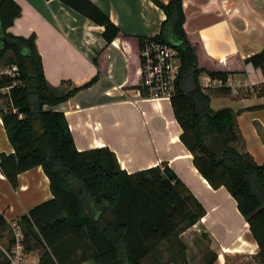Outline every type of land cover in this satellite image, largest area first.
<instances>
[{
  "label": "trees",
  "instance_id": "trees-1",
  "mask_svg": "<svg viewBox=\"0 0 264 264\" xmlns=\"http://www.w3.org/2000/svg\"><path fill=\"white\" fill-rule=\"evenodd\" d=\"M94 24L104 27L111 44L122 31L91 0H61ZM166 15L161 31L139 38V49L152 41L172 45L181 58L180 78L171 105L181 127V142L193 164L214 190L225 188L237 203L259 246L264 264V165L238 149L237 114L231 108L213 110V95L200 77L227 78L230 73L200 68L196 49L185 32L184 0H151ZM22 15L15 0H0V67L17 66L19 77H3V123L15 153L0 155V169L17 188L19 176L41 167L50 181L53 199L24 215L18 224L28 253L40 250L38 264H189L183 235L206 215V209L168 165L129 174L108 147L80 152L63 112L51 108L92 87L63 82L53 87L45 76L36 35L15 36L10 29ZM175 41V42H174ZM178 42V44H176ZM264 76V49L246 60ZM264 97V83L253 86ZM243 96L250 92L242 91ZM16 111V112H15ZM10 224L0 213V245L11 249ZM207 264L217 255L210 253ZM0 264L8 260L0 248Z\"/></svg>",
  "mask_w": 264,
  "mask_h": 264
},
{
  "label": "crops",
  "instance_id": "crops-1",
  "mask_svg": "<svg viewBox=\"0 0 264 264\" xmlns=\"http://www.w3.org/2000/svg\"><path fill=\"white\" fill-rule=\"evenodd\" d=\"M91 1L122 31L111 44L103 38L104 27L61 0H15L22 15L10 32L36 35L51 86L72 82L81 87L97 79L92 87L50 110L65 114L80 152L108 147L129 174L163 165L173 170L207 212L191 228L207 237L204 254L191 258L194 244L186 232L183 235L189 264H207L211 252L217 255L214 264H258L259 246L248 222L229 192L212 189L195 168L193 156L180 140L182 130L171 102H132L140 84L138 39L158 35L165 13L151 0ZM183 4L185 32L200 68L230 73L248 86L264 83V76L246 64L264 49V0H184ZM211 108L233 109L241 136L239 151L264 165V97L215 94ZM4 110L0 99V155H11L15 151L3 123ZM18 182L14 188L0 169V213L9 224L54 198L41 167L21 174ZM35 252L28 253L29 264L39 263V255L30 258Z\"/></svg>",
  "mask_w": 264,
  "mask_h": 264
},
{
  "label": "built area",
  "instance_id": "built-area-1",
  "mask_svg": "<svg viewBox=\"0 0 264 264\" xmlns=\"http://www.w3.org/2000/svg\"><path fill=\"white\" fill-rule=\"evenodd\" d=\"M139 61L140 84L134 90L136 99L131 101L171 102L177 92L180 78L181 58L179 52L170 44L152 41L139 49ZM19 76L17 66L0 67V81L3 77L16 78ZM200 85L206 91L229 89L232 96H240L242 91L255 93L253 86L245 85L243 80L232 76L214 78L209 74H203L200 77ZM9 90L10 88L0 89V95ZM10 231L14 244L11 249L1 248L8 264H29L22 226L18 223H11Z\"/></svg>",
  "mask_w": 264,
  "mask_h": 264
},
{
  "label": "rangeland",
  "instance_id": "rangeland-1",
  "mask_svg": "<svg viewBox=\"0 0 264 264\" xmlns=\"http://www.w3.org/2000/svg\"><path fill=\"white\" fill-rule=\"evenodd\" d=\"M193 229V228H192ZM188 230L186 233L188 234V238L191 240V243H193L194 245L191 247V258H198L199 256H201V254H204L206 252V248H207V243L206 241H208L207 237L205 238V236L200 237L201 235H199V231L196 230ZM160 255H158V260L162 263L165 264L168 259H169V254L165 251V248H160ZM41 252L40 250H36V252L34 254H31V259L33 257H37L38 255L40 256ZM196 256V257H194ZM33 260V259H32ZM198 260V259H197ZM197 260H194L197 263Z\"/></svg>",
  "mask_w": 264,
  "mask_h": 264
},
{
  "label": "water",
  "instance_id": "water-1",
  "mask_svg": "<svg viewBox=\"0 0 264 264\" xmlns=\"http://www.w3.org/2000/svg\"><path fill=\"white\" fill-rule=\"evenodd\" d=\"M176 44H178V42Z\"/></svg>",
  "mask_w": 264,
  "mask_h": 264
}]
</instances>
